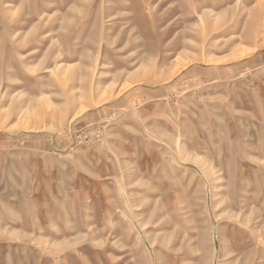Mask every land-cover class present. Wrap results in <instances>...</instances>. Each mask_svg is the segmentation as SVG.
I'll list each match as a JSON object with an SVG mask.
<instances>
[{"label":"rangeland","instance_id":"rangeland-1","mask_svg":"<svg viewBox=\"0 0 264 264\" xmlns=\"http://www.w3.org/2000/svg\"><path fill=\"white\" fill-rule=\"evenodd\" d=\"M0 264H264V0H0Z\"/></svg>","mask_w":264,"mask_h":264}]
</instances>
